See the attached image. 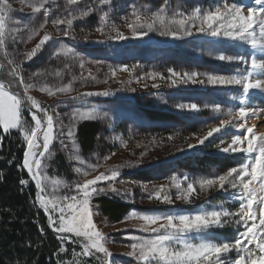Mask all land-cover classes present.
I'll return each mask as SVG.
<instances>
[{
	"label": "rangeland",
	"instance_id": "1",
	"mask_svg": "<svg viewBox=\"0 0 264 264\" xmlns=\"http://www.w3.org/2000/svg\"><path fill=\"white\" fill-rule=\"evenodd\" d=\"M66 2L67 0H55V3L49 4L52 15L45 25V29L40 30L31 40H28L30 31L24 30L19 33L16 43H8L6 51L10 55L6 57L4 51H0V82L10 85L14 92L23 96V87L19 85L18 78L10 75L12 65L8 61L15 59L22 64L26 83L37 85L46 83L53 89L71 84L73 91L70 96L66 94L48 96L46 92H41L39 87L29 90V94L40 101L42 106L55 109L65 125L69 123L68 114L74 108L93 107L101 115L108 114L103 119L82 121L78 124L79 126L84 122H95L101 129L100 133L103 132L102 129L110 130L109 134L103 136L99 134L96 145L88 152H85L80 146V154L86 164L102 165L95 171L89 170L88 179L98 175L106 167L139 161L138 167L121 169V174L113 185L119 190L118 192L109 191L92 200L94 210L98 209V214L93 216V220L107 236L106 247L113 253L111 261H114L115 264H137L134 257L126 255L131 251V244L135 242L132 238H147L151 233L134 227L143 221L130 217V213L135 212L138 215L195 214L202 210H219L221 203L230 211H236L239 203L233 200V190L231 189L219 191L213 188L207 193H201L197 185V195L193 196L191 203L177 200V189L171 186V177L177 176L181 181V186L186 188L188 182L221 174L230 167L239 166L247 159L242 153H224L216 147L217 145L227 147L231 143L232 136L243 135L244 130L229 128L226 133L214 134L203 145L197 144V139L200 136L205 135L211 127L219 125L221 119L227 118L223 113L214 112L211 108H204L203 105L219 104L225 111L228 108L235 110L241 106L239 97L242 95V88L213 87L199 83L181 84L173 87L159 79L153 81L146 74L150 71H157L167 77L168 68H173L180 73L196 71L198 73L232 74L239 70L243 74L246 71L243 64L228 63L215 57L221 52L226 55H236L250 53L253 50L240 42L211 37L204 33H194L183 39L163 37L157 32L149 33L148 36L141 39L131 38L124 18L131 13L132 8L145 10L147 6V10L154 11L164 3V0H112L110 5L102 6L104 11L109 12L110 18L119 30L129 37L128 39L111 40L96 32L95 29L99 26V12L93 13L85 21L75 22L71 29L73 35L65 37L62 35L63 28L57 31L51 20L57 16L66 15L64 11ZM224 2L247 4L249 0H168V12L171 15L176 8L191 9L194 6L208 9ZM9 3L14 9L9 27H22L16 21L29 20L30 9L27 7V0L24 2L9 0ZM93 3H98V0H80L79 4L70 5L69 10L78 13ZM22 8L23 11H20ZM33 21L30 27L38 28L39 24L44 22L43 15L38 14L37 18H33ZM45 30L51 33L54 39L47 42L42 51L33 59L24 62L23 54L39 43ZM106 31L109 30L106 29ZM110 34L114 35V33ZM62 44L75 49L78 56L84 59L83 69L80 67L78 59L53 55ZM257 58L264 59V56L257 52ZM96 61L101 63L96 64ZM66 64L67 68H65ZM123 65H127L130 69L133 65L136 67L129 73L120 71V67ZM109 66L116 70L115 76L112 75ZM89 69L95 79L89 77ZM57 71L62 73L60 77L55 75ZM37 72H41L43 75L33 77L32 74ZM30 77L31 79H29ZM138 78H140L139 82H137ZM256 78L264 79V76ZM105 81L107 82L105 83ZM154 82L160 84V87L153 88L151 85ZM130 89H134V91ZM105 90H109L112 94L85 97L84 103L71 99V96H75L77 93ZM251 94H253L252 101L247 103V106L258 110L264 109V92L253 90ZM190 102L199 104L201 110L191 112L174 107L176 103ZM23 115L27 121L25 127L34 126V121L27 110ZM248 124H255V130L259 132V129L264 128V115L249 118ZM13 131L18 130L13 129ZM66 131L67 129H65V133ZM18 132L20 133V131ZM170 136L171 139H169ZM114 137H120L122 141H126V146L120 140H114ZM21 138L23 140L22 135ZM40 142L42 143V139ZM189 144L196 145V147L188 148ZM51 150L55 153L54 157L51 160L45 158L48 164L47 174L50 177L61 179L68 185H72L77 179L81 181L84 179L73 171L76 162L70 160L68 154L60 150L59 140L54 141ZM142 153L143 155H141ZM205 155L217 156L221 162L217 164L202 162V156ZM105 156L109 157L106 161L104 160ZM143 184L149 186V191L143 190L141 187ZM161 185L168 186L172 204L163 203L154 197L149 199L153 186ZM99 187L107 188L108 182H100ZM129 189L130 191H127ZM54 190L60 196L75 194L74 189L63 187L54 189L51 184L46 187L45 192L52 193ZM104 196L111 200L131 204L130 211L119 222L109 221L102 216L101 210L95 202L97 198ZM35 204L40 207L36 199ZM54 219H58V214L54 216ZM240 230L243 231L242 226ZM235 236V229L227 226L212 228L202 234L190 233L189 240L192 243H198L201 238L207 237L223 241L225 239L233 240ZM64 247L67 251L60 253V261H68L70 264H97L96 256L88 258L73 256V250L77 253L81 251L79 244L66 242ZM96 255L102 256V254ZM235 255L236 253L232 252L225 258L235 259Z\"/></svg>",
	"mask_w": 264,
	"mask_h": 264
},
{
	"label": "snow or ice",
	"instance_id": "2",
	"mask_svg": "<svg viewBox=\"0 0 264 264\" xmlns=\"http://www.w3.org/2000/svg\"><path fill=\"white\" fill-rule=\"evenodd\" d=\"M50 3H55V0H27V7L30 9L29 20L16 21L22 27L10 28L11 14L14 9L9 0H0V51H4L6 57L10 55L6 51L8 43H16L20 32L30 31L28 40H31L40 30L45 29V25L52 15ZM79 3L80 0H67L64 6L66 15L57 16L51 20L57 31L63 28V36L73 35L71 29L75 22L85 21L93 13L99 12V26L95 29L96 32L111 40L129 38L112 21L109 12L102 8V6L110 5L112 0H98V3L90 4L78 13L69 10L70 5ZM20 11H23V8ZM38 14L43 15L44 22L39 24L38 28L30 27L34 22L33 18H37ZM124 20L131 38L134 39L144 38L153 32L173 39H183L194 33H204L211 37L240 42L253 50L250 53L236 55H226L221 52L215 57L228 63L243 64L246 70L243 74L239 70L232 74L198 73L196 71L180 73L173 68H168L167 77L157 71H150L146 74L153 81L159 79L173 87L181 84L199 83L213 87L242 88V95L239 97L241 106L235 110L228 108L225 111L219 104L203 105L204 108H211L214 112L223 113L227 118L221 119L219 125L211 127L205 135L200 136L197 139V144L203 145L214 134L222 133L229 128L244 130L243 135H233L231 143L227 147H221V145L216 147L224 153H242L247 159L239 166L230 167L221 174L188 182L186 188L181 186V181L177 176L171 177V186L177 189V200L191 203L193 196L197 195V185L201 193H207L213 188L219 191L231 189L233 190V200L239 203L236 211H230L221 203L219 210H202L195 214L138 215L132 212L130 217L143 221L134 227H139L151 235L147 238L133 237L135 242L131 244V251L126 255L134 257L137 264H264V132H257L255 124H248L249 118L264 115V109L258 110L247 106L253 90L264 92V79L256 78L264 76V59L257 58V52L264 56V0H249L247 4L224 2L208 9L200 6H194L191 9L176 8L171 15L168 12V0H164V3L154 11L147 10V6L145 10L133 7L131 13ZM110 33H114V35ZM52 39L54 38L51 33L45 30L39 43L23 54L24 62L33 59ZM53 55L78 59L80 67L83 69L85 66L84 59L78 56L75 49L66 45H60L59 50ZM8 63L12 65L10 75L17 77L19 85L23 87V96L14 92L10 85L0 82V128L4 133L13 129L20 131L26 143L22 168L27 170L30 179L35 182L36 202L48 214L49 227H52L59 236L60 248L57 255L67 251L64 247L66 242H72L81 247L79 253L73 250V256L84 258L96 256L97 264H115L114 261H111L113 253L106 247V234L94 223L93 216L98 214V209L94 210L92 200L109 191L118 192L119 190L113 185L117 177L120 176L121 169L138 167L139 161L106 167L104 171H100L98 175L88 179L89 170L95 171L102 165L86 164L81 156L78 143V124L82 121L103 119L108 114L101 115L93 107L74 108L68 114L69 123L65 125L55 109L42 106L40 101L29 94V90L39 87V90L46 92L48 96L59 94L70 96L73 91L71 84L53 89L46 83L40 85L26 83L22 64L15 59L9 60ZM95 63L101 62L96 61ZM67 67L66 64L65 68ZM109 67L112 75L115 76L116 70ZM135 67L133 65L130 69L127 65H123L120 67V71L131 73ZM88 74L89 77L95 79L90 69ZM42 75L41 72L32 74L33 77ZM55 75L60 77L62 73L57 71ZM144 86L147 87V85ZM151 86L159 88L160 84L154 82ZM130 90L134 91V89ZM111 94L109 90L84 92L71 96V99L84 103L85 97L109 96ZM174 107L191 112L201 110V106L194 102L176 103ZM25 110L30 113L34 126L25 127L27 123L23 115ZM40 113L42 115H39ZM65 129H67L66 133ZM171 138L170 136L169 139ZM113 139L120 140L126 146L127 142L122 141L120 137ZM56 140H59L60 150L66 152L68 158L76 162L73 171L77 176L84 177L82 181L77 179L72 185H68L63 180L50 177L47 174L48 164L45 158L51 160L54 157L55 153L52 152L51 146ZM193 147L196 145H188V148ZM107 159L109 157L105 156L104 160ZM2 178L0 176V179ZM103 181L108 182L107 188L99 187L100 182ZM19 183L26 185L29 181L21 179ZM49 184L53 185L54 189L61 187L74 189L75 194L60 196L56 194L55 190L52 193H46L45 189ZM141 187L144 191H149L147 184H143ZM153 197L163 203H173L168 194L167 185L153 186L149 199ZM56 214H58V219H54ZM227 226L233 227L236 231L233 240L218 241L207 237L201 238L198 243H192L189 240L190 233L202 234L212 228ZM241 226L243 231L240 230ZM232 252L236 253L235 259H226L225 257H228V254ZM96 254H102V256ZM59 264H70V262L60 261Z\"/></svg>",
	"mask_w": 264,
	"mask_h": 264
},
{
	"label": "trees",
	"instance_id": "3",
	"mask_svg": "<svg viewBox=\"0 0 264 264\" xmlns=\"http://www.w3.org/2000/svg\"><path fill=\"white\" fill-rule=\"evenodd\" d=\"M99 130L95 122L78 126V140L85 152L93 149L99 134L103 136L110 131ZM25 148L18 131L4 133L0 128V176L3 177L0 179V264H59V236L49 227L46 212L36 206V185L22 168ZM219 159L205 155L201 161L217 164L221 162ZM21 179L29 183L21 185ZM95 202L102 216L113 223L119 222L132 206L105 196Z\"/></svg>",
	"mask_w": 264,
	"mask_h": 264
},
{
	"label": "bare ground",
	"instance_id": "4",
	"mask_svg": "<svg viewBox=\"0 0 264 264\" xmlns=\"http://www.w3.org/2000/svg\"><path fill=\"white\" fill-rule=\"evenodd\" d=\"M252 96H253V94L250 95V98H249V100H248V103H250V102L252 101ZM258 123H259V122H258ZM258 131H259V132H264V128H261V129H259ZM226 132H228V129H226V130L224 131V133H226Z\"/></svg>",
	"mask_w": 264,
	"mask_h": 264
},
{
	"label": "crops",
	"instance_id": "5",
	"mask_svg": "<svg viewBox=\"0 0 264 264\" xmlns=\"http://www.w3.org/2000/svg\"><path fill=\"white\" fill-rule=\"evenodd\" d=\"M230 1H233V0H230ZM231 3H233V2H231Z\"/></svg>",
	"mask_w": 264,
	"mask_h": 264
}]
</instances>
